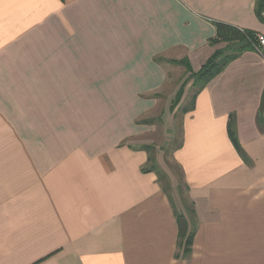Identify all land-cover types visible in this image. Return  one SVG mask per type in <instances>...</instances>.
Here are the masks:
<instances>
[{"label":"crops","instance_id":"0c3cea01","mask_svg":"<svg viewBox=\"0 0 264 264\" xmlns=\"http://www.w3.org/2000/svg\"><path fill=\"white\" fill-rule=\"evenodd\" d=\"M256 1L0 0V264H264V57L242 53L195 97L189 80L170 109L190 74L170 62L199 71L225 47L217 22L264 36ZM178 72L164 111H181L186 209L138 141Z\"/></svg>","mask_w":264,"mask_h":264},{"label":"trees","instance_id":"16d2710c","mask_svg":"<svg viewBox=\"0 0 264 264\" xmlns=\"http://www.w3.org/2000/svg\"><path fill=\"white\" fill-rule=\"evenodd\" d=\"M263 10H264V0H257L255 6L256 16L260 17L261 12ZM214 26H215V37L210 41V45L214 46L216 45V43L219 42H224L226 44L224 49H219L214 51V53L206 60V62L199 71L194 73L187 60L170 62L172 64L184 67L185 72L190 73L189 77L183 82V84L176 92L175 97L171 102V107H170L171 110H174V108L179 104L183 96L185 84L189 80H192V86L196 88V92L194 94L195 97L197 92L202 90L215 76L221 73L230 62L238 58L242 53L246 51L255 52L256 33L239 29L234 26L220 22L215 23ZM194 97L192 98L188 107L183 110V113H186L187 111L193 109ZM257 122H258V126L264 129V120L261 117V112L258 115ZM227 132L232 145L234 146L238 154L242 157V159H245L244 153L237 141L236 134L234 131L233 120L231 117L229 118ZM148 162H152L151 169L152 171H156L155 161L153 159H150V161L148 160ZM142 171L145 172V169ZM167 190L168 188H166V190L164 189V192L166 193ZM168 198L172 203L169 195ZM173 212L178 230L177 246L179 249H182L183 256H189L193 244V237H194L193 228L189 229L188 222L185 219V217L177 213L174 208H173ZM189 213L191 215L193 212L189 210Z\"/></svg>","mask_w":264,"mask_h":264},{"label":"rangeland","instance_id":"374dc122","mask_svg":"<svg viewBox=\"0 0 264 264\" xmlns=\"http://www.w3.org/2000/svg\"><path fill=\"white\" fill-rule=\"evenodd\" d=\"M184 75L185 74H180L178 72V74L176 73L174 76L169 77L166 81V89L164 92L169 94L163 98V102L157 108V111H155L151 116H147L153 125L150 128L151 131L141 134L138 138L140 143L139 145L148 146V160L150 161V159H153L159 165L158 174L161 176L162 185H167L169 188L171 186V193L174 195V200L177 202L180 200L182 203H184L182 199H184L183 194L185 190L177 175V168L171 158L172 151L179 143L178 132L181 111L178 109L169 113L166 110L164 111V108L167 106L168 98L170 97L169 95L173 94L184 80ZM185 91L189 92V94L184 105L182 104V108L188 106L195 89L189 88V85H187ZM148 163V166L151 167L152 162ZM162 173L165 174V178L162 177ZM183 206L184 209H186L187 205L185 203Z\"/></svg>","mask_w":264,"mask_h":264},{"label":"built area","instance_id":"2783aa9c","mask_svg":"<svg viewBox=\"0 0 264 264\" xmlns=\"http://www.w3.org/2000/svg\"><path fill=\"white\" fill-rule=\"evenodd\" d=\"M255 52L264 57V36L256 34Z\"/></svg>","mask_w":264,"mask_h":264}]
</instances>
